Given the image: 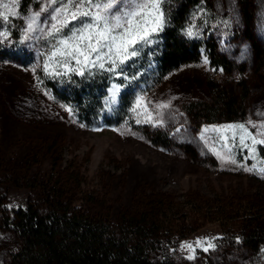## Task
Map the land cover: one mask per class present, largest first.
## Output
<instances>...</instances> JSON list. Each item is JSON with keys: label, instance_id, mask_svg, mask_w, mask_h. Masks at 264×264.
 Instances as JSON below:
<instances>
[{"label": "rangeland", "instance_id": "374dc122", "mask_svg": "<svg viewBox=\"0 0 264 264\" xmlns=\"http://www.w3.org/2000/svg\"><path fill=\"white\" fill-rule=\"evenodd\" d=\"M31 1L25 13L17 8L18 16H10L7 23L0 19V32L8 33L6 39L0 37V264H6L20 244L5 223L14 196L23 194L43 211L59 193L64 204L101 214L114 226L143 214L148 233L144 236L153 243L150 256L156 264H195L203 256L209 264H250L247 241L262 236L250 233L264 227V178L259 171L264 154L246 159L249 154L241 151L237 137L232 148L237 163L223 160L232 130H211L264 123V87L250 71L252 55L239 34L236 0H212L217 21L206 26L188 20L184 29L192 28L193 35H183L200 39L197 59L161 68L160 31L115 71H107L111 65L106 63L105 69L85 68L83 75L44 72L54 40L39 32L24 39L26 18L46 2ZM3 4L14 6L12 0H0V11L7 12ZM254 5L255 34L264 43V0H254ZM47 19L48 13H43L39 27L46 28ZM205 39H212L219 53L248 69L250 90L242 119L197 124L183 109L190 100L207 98L206 77L223 78L221 67L210 63ZM71 67H78L74 60ZM83 86L99 97L91 122L78 118L66 93ZM137 97L144 98L139 116L132 111ZM144 107L152 122H144ZM249 130L257 131L251 125ZM156 133H162L168 145L154 143L151 136ZM240 165L255 168L249 172ZM198 239H211L215 248L208 252L197 248L195 259L189 260L181 245Z\"/></svg>", "mask_w": 264, "mask_h": 264}, {"label": "trees", "instance_id": "16d2710c", "mask_svg": "<svg viewBox=\"0 0 264 264\" xmlns=\"http://www.w3.org/2000/svg\"><path fill=\"white\" fill-rule=\"evenodd\" d=\"M31 0H20L18 9L25 13ZM241 20L239 34L247 40L251 55V72L264 87V43L255 34L254 0H236ZM166 23L161 31L163 49L159 55L161 68L177 67L197 59L200 39L184 36L188 20H199L205 26L217 21L212 0H167L163 5ZM210 63L222 69V80L206 77L207 98L190 100L183 105L192 121L242 119L244 102L249 95L248 72L244 64H236L219 53L212 39L203 40ZM98 82H103L98 79ZM67 96L82 122H91L97 114L99 97L91 87L68 90ZM93 107V108H92ZM91 109V110H90ZM154 143L168 145L162 133L151 136ZM188 149V146H184ZM260 155L264 150L257 146ZM55 202L40 211L23 194H16L9 206L5 223L17 234L20 244L6 264H156L150 256L153 243L141 219L128 218L114 226L101 214L88 212L63 203L60 193ZM247 241L251 245L250 264H264V227H256ZM195 264H209L203 256ZM162 264H172L165 261ZM187 264V263H184Z\"/></svg>", "mask_w": 264, "mask_h": 264}, {"label": "snow or ice", "instance_id": "6c2138e0", "mask_svg": "<svg viewBox=\"0 0 264 264\" xmlns=\"http://www.w3.org/2000/svg\"><path fill=\"white\" fill-rule=\"evenodd\" d=\"M19 2L20 0H12L13 7L3 4L2 7L7 9V12L0 11V19L7 23L10 16H18ZM166 2L167 0H46L39 11L26 18L24 39H32V34L39 32L43 38L54 40L43 62V70L48 75H66L68 72L83 75L85 68L105 69L106 63L111 65L107 71H115L120 65L138 55L140 45L152 43V35L163 30L166 23L163 5ZM46 12L48 19L44 23H47V27H39L40 17ZM188 35H193L192 28L188 29ZM7 36V32H0V37L6 39ZM73 60L78 67H71ZM207 62L205 58L204 63ZM57 67L64 68L65 72L56 71ZM32 71L35 72V68ZM143 101V97H137L132 111L137 112ZM143 112L144 122H152V114L147 107H144ZM140 114L137 112V116ZM137 123H141V120L137 119ZM155 123L162 121L157 120ZM249 125L257 131L255 133L250 131ZM211 130L216 132L232 130L231 145L226 144L227 153L221 159L233 164L237 163L232 154L237 137L241 151L246 149L249 154L246 159L257 158V146L264 150V123L256 125L249 121V124L223 125ZM204 131L207 132L209 129L206 128ZM201 139H205L203 134ZM222 139L227 142L229 137L225 135ZM261 162L264 163V160ZM240 166L249 172L255 168V165L251 168L246 165ZM259 171L261 178H264V168ZM181 248L189 252L187 259L193 260L197 248L208 252L215 248V245L211 239H198L194 243L185 242Z\"/></svg>", "mask_w": 264, "mask_h": 264}]
</instances>
